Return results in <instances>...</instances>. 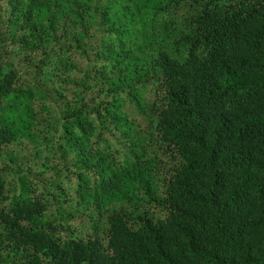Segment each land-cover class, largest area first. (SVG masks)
Wrapping results in <instances>:
<instances>
[{
	"label": "trees",
	"instance_id": "1",
	"mask_svg": "<svg viewBox=\"0 0 264 264\" xmlns=\"http://www.w3.org/2000/svg\"><path fill=\"white\" fill-rule=\"evenodd\" d=\"M23 144L0 264H264V0H0Z\"/></svg>",
	"mask_w": 264,
	"mask_h": 264
},
{
	"label": "rangeland",
	"instance_id": "2",
	"mask_svg": "<svg viewBox=\"0 0 264 264\" xmlns=\"http://www.w3.org/2000/svg\"><path fill=\"white\" fill-rule=\"evenodd\" d=\"M22 146L23 149H20L21 146L13 147L9 154L0 160V167L3 168L1 174H5L7 187L10 189L17 187L19 176L27 174L30 168H34L33 163H35V160L31 156L32 146L26 144ZM52 209L55 212L56 208Z\"/></svg>",
	"mask_w": 264,
	"mask_h": 264
}]
</instances>
